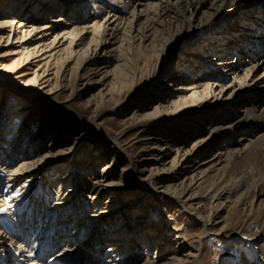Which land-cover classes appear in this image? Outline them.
I'll return each instance as SVG.
<instances>
[{"label": "bare ground", "instance_id": "6f19581e", "mask_svg": "<svg viewBox=\"0 0 264 264\" xmlns=\"http://www.w3.org/2000/svg\"><path fill=\"white\" fill-rule=\"evenodd\" d=\"M262 7L264 0H0V42L16 54L4 68L21 77L35 66L20 84L47 97L72 89L68 79L73 73L90 90L82 105L92 109L93 117L106 105L115 112L140 78L149 80L147 103L134 105L119 122L140 126L139 151H147L139 159L142 170L188 212L197 210L203 231L209 232L200 210L207 197L216 198L214 206L220 211L264 208V174L234 173L240 158L251 160L264 148ZM187 46L197 52H183ZM166 55L177 57L159 71ZM159 73L162 78L155 81ZM20 109L24 122L18 120L8 130H14L12 141L3 138L8 122L0 123V212L10 218L0 219V264L201 260L199 250L180 249L176 233L171 241L169 223L144 221L145 195L122 199L132 160L122 156L121 145L132 146L135 137L125 143L118 134L110 144L94 141L83 154L78 149L89 141L88 124L65 118L64 127L58 128L52 117V129L45 130L51 114H43L59 110L50 106L29 131L24 124L31 105ZM23 135L22 144L16 142ZM45 135L49 139L43 142ZM93 144L99 147L96 155L90 151ZM68 154L73 160L63 166ZM53 168L57 177L49 175ZM82 173L87 181L78 177ZM15 204L21 210L11 208ZM222 220L218 230L224 228ZM35 237L36 247L41 242L42 248L27 252L24 245ZM258 249L253 260L242 256V262L223 264H264V246Z\"/></svg>", "mask_w": 264, "mask_h": 264}, {"label": "rangeland", "instance_id": "374dc122", "mask_svg": "<svg viewBox=\"0 0 264 264\" xmlns=\"http://www.w3.org/2000/svg\"><path fill=\"white\" fill-rule=\"evenodd\" d=\"M261 9H263L261 11H264V7ZM260 19L261 21L258 20V22L260 21V25H263L264 17H260ZM191 46H193V44ZM191 46L185 47L183 52H197L195 51L197 48H190ZM8 47H6L4 41L0 42V123L5 121L8 122L9 125L5 131L6 134L3 137L6 142L12 141L11 135L14 132L13 130L9 134L8 130H11L12 127L15 128L16 122L18 120L20 123L24 122V118L21 120L18 113L19 110H21L20 107L22 104L25 103L31 105L29 119L27 118V121L25 120L24 124L26 130L32 131L36 122L40 121V119H38L40 112L43 110L46 111V109H49L50 106H56L59 108V110L53 112V114L47 111L43 114H51L49 121L46 122V126L44 128L45 130L52 129L50 127L51 125L49 124L52 117L55 118L56 122H58V128L64 127L65 124L63 120H65V118L74 119L79 125L86 124L87 126L88 124V127L92 129L89 136V141L88 143L83 141L82 146L78 149L84 150L83 154L87 152V146L91 145V142L94 141H100L103 139L104 141L108 142V144H110L109 141L118 134V137L124 135L122 140H124L123 143H125L126 141H129L130 138L135 137L131 141V143L133 142L132 146L127 148L126 146H128V144L121 145L122 156L129 161H133H131V166L128 168V172L125 174L124 184L121 186L124 192L122 199L126 195L136 194L139 192L141 195H145V197L141 196V198L143 197V206H145V209H147V215L144 218L145 222L160 221V219H163L165 222L169 223L167 235L171 241L173 240V242H175L174 234L176 233V235H178V239L176 240H180L182 243V247L180 249L200 251L201 260L198 257L196 264H223L225 262L237 263L239 260L240 262L243 261V259H240L242 256L247 258L249 257L251 260L258 257L260 254L258 246H264V208L258 210L252 209L250 212H247L246 210L241 209V207L236 206L232 209H223L220 211L216 210L214 206L217 201L216 198L213 200L207 197L204 207L200 208V210L203 211L202 213L204 214L205 220L208 222L207 228L209 229V232L206 231V229L203 231L199 219L194 214L197 210L194 209L191 212H188L184 207L175 201L173 194L169 196L168 194L164 193V189L159 186V183H156L157 181L152 174H150L147 170H142L139 159L145 156L147 151H139L142 149L143 143V141L139 140L141 134H137L140 126L134 124L126 127V125L123 126L120 124L119 120L122 117L129 115L134 105L147 103L148 91H150L152 88V84L149 83V80L143 81V79L140 78L139 80L141 83L139 86L134 87L130 92H128V94L126 92L125 98L123 97L124 100L122 104L114 109L116 110L115 112L109 111V106L106 105L104 106L105 110L101 111L99 116L93 117L91 112L92 109L87 110L82 105L83 99L87 97L90 90L81 86V82L83 81L81 78L75 79L74 74L72 73L68 79L72 89L66 88V90H63L62 92L60 91L57 93H52L48 95V97L44 96L43 94L39 93L38 90H35L32 87H24L20 84V81L31 76V71L35 66L27 71L28 74L21 77H17L15 74L8 73V71L5 70L4 66L10 64L16 57V54H11L12 51H9ZM183 55L185 54L183 53ZM181 56L182 54L179 55V59ZM169 57H171V55H166L164 60L158 64V68L160 69L159 71L165 70L168 63L175 62V58L177 56H174L175 58ZM188 57L193 56L188 55L187 58ZM256 57L259 58V54H257ZM161 75L162 74L159 73L158 76L155 77V81H159L162 78ZM66 95L69 97L66 98ZM65 99L69 100L64 101ZM1 100L3 102L2 106ZM92 125H94V127ZM262 130H264V128ZM148 132L149 131H144L143 135L148 134ZM71 136L72 135L69 134V138L67 139L68 142H70L72 139ZM23 138L24 135L16 138V142L18 141L19 144L20 142L22 144V141L24 140ZM48 139L49 135H45L43 142H46ZM94 146L95 145L93 144L92 147H90V151L91 154L96 155L98 154L99 147L93 148ZM19 148L24 151L23 146ZM257 151L259 153L256 152L254 158L251 160H249L248 157H245L244 159L240 158L238 160L239 164L236 166V170L234 171L237 177H240L241 174H245L246 176L251 174H264V148L259 147ZM211 153L212 151L205 154L203 157H209ZM69 156L70 155L68 154L63 158V166L66 165V163L70 160H73V157L70 158ZM108 157L109 155L107 154V159ZM104 161L105 160H103V162ZM98 165L99 164L95 165V168ZM46 169L49 170L48 167ZM56 170V168L50 169L49 175H56L57 177L59 172H56ZM78 177L83 178L84 181L88 180L86 174H80ZM42 186L44 187V183L41 185V187ZM14 202L15 201L12 203ZM144 202H147V204ZM18 206L19 204H15L11 208H17ZM47 206H50V204L47 203ZM20 207L22 208V206ZM20 207H18L19 210H21ZM30 209V203H28L26 210ZM2 213L4 212H0V219L5 222L10 221V218H8L9 216H4ZM220 215L225 216L222 217ZM221 220L225 221L224 228L222 230H218L222 224ZM13 222L16 221L13 220ZM131 223L132 220L129 215L126 218V225L129 226ZM36 243V237L33 240L29 239V241L26 242V245H24L25 248H27V252L30 250L33 252L38 247L39 250L42 248V244L40 245L41 242L37 247ZM39 250L37 249V251ZM24 253H22V256ZM22 256L19 255V257ZM14 263L19 264L20 262L16 261ZM10 264H12V262ZM23 264L33 263L25 262Z\"/></svg>", "mask_w": 264, "mask_h": 264}, {"label": "snow or ice", "instance_id": "6c2138e0", "mask_svg": "<svg viewBox=\"0 0 264 264\" xmlns=\"http://www.w3.org/2000/svg\"><path fill=\"white\" fill-rule=\"evenodd\" d=\"M236 2V0H233V3H235ZM0 211H4V209H0Z\"/></svg>", "mask_w": 264, "mask_h": 264}]
</instances>
